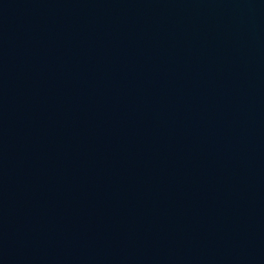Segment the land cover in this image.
Listing matches in <instances>:
<instances>
[{
	"label": "water",
	"instance_id": "1",
	"mask_svg": "<svg viewBox=\"0 0 264 264\" xmlns=\"http://www.w3.org/2000/svg\"><path fill=\"white\" fill-rule=\"evenodd\" d=\"M0 264H264V0H0Z\"/></svg>",
	"mask_w": 264,
	"mask_h": 264
}]
</instances>
